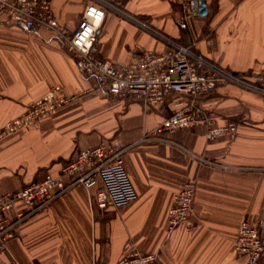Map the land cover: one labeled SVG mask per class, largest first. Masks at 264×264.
Returning <instances> with one entry per match:
<instances>
[{"label": "crops", "instance_id": "0c3cea01", "mask_svg": "<svg viewBox=\"0 0 264 264\" xmlns=\"http://www.w3.org/2000/svg\"><path fill=\"white\" fill-rule=\"evenodd\" d=\"M97 56L129 63L142 51H164L158 34L237 74L264 66V0H207L205 19L182 21L184 0H107ZM89 0H50L60 26L72 31ZM67 102L57 113L10 134L2 127L23 115L52 87ZM144 107L96 87L75 57L50 32L29 31L0 17V196L58 176L78 151L103 144L123 147L125 172L136 198L101 211L94 188L75 185L20 221L0 251V264H117L131 252L156 254L159 264H245L233 241L240 223H256L264 237V98L234 85L213 86L197 104L214 125L237 130L214 139L206 125L152 131L178 109ZM196 182L193 212L172 232V197ZM25 205L16 201L5 216ZM194 226L195 229H191Z\"/></svg>", "mask_w": 264, "mask_h": 264}, {"label": "built area", "instance_id": "2783aa9c", "mask_svg": "<svg viewBox=\"0 0 264 264\" xmlns=\"http://www.w3.org/2000/svg\"><path fill=\"white\" fill-rule=\"evenodd\" d=\"M107 8H111L107 0H89L72 31L60 26L53 17L50 0H0V17L19 23L29 31L37 28L50 31L75 57L78 70L92 77L96 87L109 95L138 101L144 107L164 106L170 97L178 95V109L152 131L153 135L196 125H206L207 139L235 133L237 127L234 121L214 125L213 119L206 116L197 104L198 99L213 86L232 84L264 98V66L250 73L230 72L195 53V42L182 44L158 34L167 47L164 51H142L129 63H114L99 58L98 37ZM182 9L185 24L209 15L207 0H184ZM66 102L62 88L54 86L23 115L7 122L1 133L10 134L28 128L55 115ZM122 151L123 147L103 144L78 151L62 166L58 176L46 174L38 181L0 196V251L5 250L20 221L75 185H82L86 190L94 188L90 202L101 211L108 207L122 208L131 203L136 193L125 172ZM195 189L196 182L189 180L173 195L172 206L167 213L168 232L191 217ZM16 201L23 203L25 208L16 211L13 218L5 216L7 211L15 209ZM233 249L237 257L246 260L245 264H264V237L256 223L248 220L240 223ZM117 264L159 262L156 254L131 252Z\"/></svg>", "mask_w": 264, "mask_h": 264}, {"label": "rangeland", "instance_id": "374dc122", "mask_svg": "<svg viewBox=\"0 0 264 264\" xmlns=\"http://www.w3.org/2000/svg\"><path fill=\"white\" fill-rule=\"evenodd\" d=\"M230 85H232V84H230ZM234 86H236V85H234ZM245 90V89H244ZM247 91V90H246ZM2 134H4V133H2Z\"/></svg>", "mask_w": 264, "mask_h": 264}]
</instances>
